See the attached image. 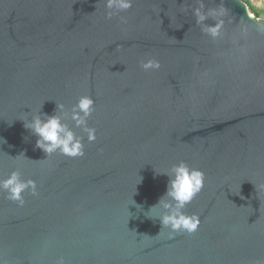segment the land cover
<instances>
[{
    "label": "water",
    "instance_id": "1",
    "mask_svg": "<svg viewBox=\"0 0 264 264\" xmlns=\"http://www.w3.org/2000/svg\"><path fill=\"white\" fill-rule=\"evenodd\" d=\"M221 3L213 40L196 0H134L112 19L105 0H0V179L36 185L23 203L0 189V264H264V31L244 0H204ZM81 95L95 141L67 121L84 155L47 156L21 118ZM181 160L205 174L184 209L200 222L169 238L144 213L166 191L156 171Z\"/></svg>",
    "mask_w": 264,
    "mask_h": 264
},
{
    "label": "clouds",
    "instance_id": "2",
    "mask_svg": "<svg viewBox=\"0 0 264 264\" xmlns=\"http://www.w3.org/2000/svg\"><path fill=\"white\" fill-rule=\"evenodd\" d=\"M133 2L134 0H105V17L112 19L114 16H119L121 12L130 9ZM255 3L262 9L258 30L264 31V0H255ZM196 4L197 6L191 8L195 23L200 26L204 34L213 40L221 38L228 9L223 3L214 8H206L204 0H196ZM247 15L255 18L254 13L250 10L247 11ZM208 20H212L213 23H207ZM120 21L121 23L127 22L124 17H120ZM241 31L246 32L247 29L242 28ZM160 66V61L154 57L140 61V67L145 71H156ZM93 105L94 100L91 96L81 95L76 103L68 109L63 103H60L56 104L54 114L43 113L41 109L35 112L31 110L21 120L24 121V128L30 130L37 137L36 148L42 150L47 156L55 152L69 157L83 156V137L78 136L67 121H71L75 128H80L87 135L89 142L95 141V128L88 125V118L94 110ZM0 141H3V138H0ZM156 173L168 176L166 191L144 215L153 220L158 219L162 226L161 229L168 228L170 230L169 238L180 232L191 234L199 226V217L196 214H186L184 209L204 187V172L181 160L173 164L167 171H156ZM29 188L35 195V182L22 180L18 171H13L7 178L0 179V189L7 191L9 199L21 203H23L22 192ZM137 206L140 208V205ZM153 212L155 215L150 214ZM57 264H65L63 258H60Z\"/></svg>",
    "mask_w": 264,
    "mask_h": 264
},
{
    "label": "trees",
    "instance_id": "3",
    "mask_svg": "<svg viewBox=\"0 0 264 264\" xmlns=\"http://www.w3.org/2000/svg\"><path fill=\"white\" fill-rule=\"evenodd\" d=\"M245 2L248 4V6L250 7L251 12H253L256 17H261V11H262V9H259L258 7L254 6L248 0H246Z\"/></svg>",
    "mask_w": 264,
    "mask_h": 264
},
{
    "label": "rangeland",
    "instance_id": "4",
    "mask_svg": "<svg viewBox=\"0 0 264 264\" xmlns=\"http://www.w3.org/2000/svg\"><path fill=\"white\" fill-rule=\"evenodd\" d=\"M244 1H246V0H244ZM248 1H250L254 6H256L257 7V5H256V3H255V0H248ZM259 8V7H258ZM260 9V8H259Z\"/></svg>",
    "mask_w": 264,
    "mask_h": 264
}]
</instances>
